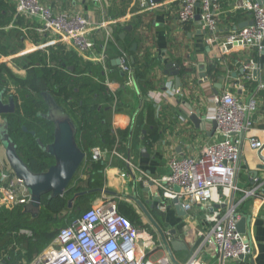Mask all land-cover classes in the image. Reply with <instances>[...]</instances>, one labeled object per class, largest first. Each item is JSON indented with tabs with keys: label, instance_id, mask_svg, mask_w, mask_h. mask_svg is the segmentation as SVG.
Here are the masks:
<instances>
[{
	"label": "crops",
	"instance_id": "obj_1",
	"mask_svg": "<svg viewBox=\"0 0 264 264\" xmlns=\"http://www.w3.org/2000/svg\"><path fill=\"white\" fill-rule=\"evenodd\" d=\"M6 1H9L10 6L16 5L15 1L4 0ZM219 1L222 13L219 22V42L208 45L207 35L202 31L201 18L187 25L178 23L179 6L167 0H157L161 4L160 7L145 12L139 10L137 0H40L44 6L53 8L57 13L77 12L92 26L102 25L100 29L91 32V38L95 42L96 53L106 55V63H97L90 54L83 55L72 50L65 42L58 41L60 38L56 36L40 34L36 22L16 16L15 13L10 23L1 30L7 33L11 31L20 33L19 49L16 51L17 48L13 47L10 48L13 52L1 55L0 65H6L16 77L25 78L26 71L16 64L18 59L30 57L32 53L44 54L48 51L46 55L48 63L51 50L62 49L84 64L100 66L105 76V85L109 93L115 97L107 109L110 111L108 121L115 131L132 129V134L124 142L123 152L117 150L118 145L109 149L104 148L107 146L99 147L104 152L103 160L107 162L104 172L105 189L95 188V191L100 193L91 207L100 204L104 198H113L118 204L122 202L131 206L141 221L149 225L156 239L162 241L142 204L170 239L173 238L171 231H175V238L184 247L172 249L174 259L178 263L187 262L197 251L199 233L212 225L215 215L233 209L238 221L241 217H247L250 221L247 223L245 235L251 240L253 247L251 257L244 261H229L222 259L218 253L203 251L199 256L200 261L204 264H264V202L252 198L245 199L243 193L239 191L226 194L218 191L212 201L213 207L206 208L205 205L194 203L186 216H180L173 204L166 211L159 209L158 205L161 204L157 198L159 191L150 181L167 176L168 161L172 154L179 157H197L204 151L207 143L217 139V131L213 126L216 96L229 90L245 101L256 92L260 84L264 83V53L240 43L231 45L226 42L230 32L251 23L252 16L235 7L237 0ZM253 1L264 6V0ZM21 20L23 23L19 24ZM129 26L132 29L126 30ZM133 31L138 42L134 43L137 44V51L131 55L121 42ZM109 48L113 51L111 54L108 53ZM123 51L129 55L131 74L120 68ZM137 53L141 67L139 71L144 72V79L137 78V70L132 68L137 59L132 62V58H135ZM215 61H219L221 68L219 78L208 71V66ZM169 64L176 68L180 67L178 74L180 87L176 85L177 76L171 74L172 72L168 73ZM249 64L256 67L248 70L246 66ZM48 66L50 67L49 63ZM68 69L73 71V67ZM181 69H184L183 74ZM18 71L19 75H16ZM203 73L206 74L207 81L202 76ZM220 77H223V80ZM218 83L222 87L218 89L219 94L215 95L214 88ZM11 90L13 92H7L5 100L14 93V89ZM97 99L98 96L95 95L94 103H97ZM256 99L258 107L253 116V127L240 139L241 161L237 183L242 189L251 188L255 177L264 183V168L259 169V166L264 167L261 161V157H264V147L257 151L250 145L251 138L264 143V89L257 93ZM146 101L153 104L156 114L152 117L146 112L142 128H139L137 116L146 111ZM118 102L121 110L117 111ZM191 115L199 117L201 121L199 128L192 122ZM3 118L0 116V122ZM1 147L5 152L0 140ZM115 152L129 159L138 169L130 167L124 159L115 155ZM2 157L6 159V155ZM4 172L8 174L9 179L13 178L10 166ZM83 176L87 182L89 176L84 171ZM102 193L104 195L100 197ZM105 194L108 197H105ZM23 233L31 235L29 231ZM166 255L169 256L166 249H158L152 254L151 260L156 261Z\"/></svg>",
	"mask_w": 264,
	"mask_h": 264
},
{
	"label": "built area",
	"instance_id": "obj_2",
	"mask_svg": "<svg viewBox=\"0 0 264 264\" xmlns=\"http://www.w3.org/2000/svg\"><path fill=\"white\" fill-rule=\"evenodd\" d=\"M177 4V21L187 25L201 18L202 31L207 35L208 45L219 42V22L221 6L219 0H167ZM16 16L25 17L38 24L37 31L42 35L56 36L72 50L80 54H90L97 63L105 64L104 53L95 51L91 32L102 25L92 26L80 13H57L44 6L40 0H15ZM141 12L160 7L157 0H137ZM237 9L252 16V24L232 30L226 38L231 45L242 44L258 51L264 50V6L253 0H237ZM129 55L123 51L120 68L131 74ZM256 65L249 64L252 70ZM180 69V67H177ZM250 79V76L248 77ZM264 89L260 84L253 95L245 101L229 90L215 97L214 119L217 122V139L207 143L197 157H179L172 154L168 161L169 173L162 179H151L159 191L158 205L166 211L173 200L178 199L188 213L194 203L212 206L215 193L242 192L245 199L252 198L264 202V183L253 179V186L242 189L237 183L241 161V137L253 127V116L257 111V93ZM179 93V91H176ZM254 150H261L264 143L251 138ZM104 152L99 147L92 150V159H103ZM130 167L138 169L119 153ZM7 158L0 155V205L12 208L25 206L30 202V194L23 182L13 176L8 178L4 171L9 167ZM143 174H145L142 171ZM238 216L233 209L215 215L212 225L199 233L198 249L185 263H175L170 256L151 260L158 249H165L164 243L147 227L137 226L119 213L118 202L104 198L100 204L84 212L70 225L61 229L53 243L42 253L26 264H204L200 261L201 252L218 253L224 260L244 261L252 255L251 240L237 230ZM167 235V233H166ZM169 238V235H167Z\"/></svg>",
	"mask_w": 264,
	"mask_h": 264
},
{
	"label": "trees",
	"instance_id": "obj_3",
	"mask_svg": "<svg viewBox=\"0 0 264 264\" xmlns=\"http://www.w3.org/2000/svg\"><path fill=\"white\" fill-rule=\"evenodd\" d=\"M15 13L16 5L10 6L9 1L0 0V56L13 52L11 51L13 47L17 48L16 51L19 49L20 33L16 31L7 33L1 30L10 23ZM22 23L21 20L19 24ZM12 42L14 43L12 44ZM136 42H138L137 36L133 31L121 43L132 55L131 48ZM112 52L109 48L108 53ZM138 56L137 53L134 58H137L136 64H133L132 68L137 70V78L144 79V72L139 71L141 67ZM50 60L53 61L54 68L48 66L47 56L42 52H38L32 57L18 59L16 64L26 71L25 78L16 77L6 65H0V91L11 92L13 88V96L17 105L16 112L5 115L4 118L9 121L10 135L18 145V153L21 158L34 172L46 171L53 165V161L44 154L38 144L36 145L37 142L35 143L34 136L29 130L38 131V136L44 143L53 139V129L46 120L36 123V119L43 112L42 109L45 106L41 95L43 92H49L78 127L77 142L81 150L86 153L87 157L83 168L89 178L87 182L84 181L82 186L73 187L70 191L69 187L64 196L52 200H49L48 195L44 196L41 214L37 218H32L29 214L24 213L22 205L9 209L0 208V264L29 263L36 255L42 253L59 233L52 225L55 226L57 216L67 209V198L82 191L101 188L104 184L107 162L103 159L94 161L92 149L104 146L109 149V147L118 145L117 150L123 152V144L132 134V129L115 131L108 121L110 111L107 109L112 105L115 97L109 93L105 85V76L100 66L84 64L72 54L63 52L62 49H52ZM36 62L39 65H36ZM69 67H73V71H70ZM220 69L219 61L212 62L208 66L209 74L216 77H218ZM183 71L184 69H181V74ZM95 95L98 96L97 103H94ZM146 104V111H142L137 116L139 128H142L146 112L150 116L156 114L153 104L150 102ZM116 108L117 111L121 110L119 102ZM153 123L157 125L155 121ZM23 126L29 129L28 132L24 130ZM99 193L93 191L79 195L75 199L77 212L83 211L90 202L99 196ZM118 210L135 225L150 228L148 224L141 221L131 206L119 202ZM154 212L158 213L156 210ZM23 231H29L31 235L28 236Z\"/></svg>",
	"mask_w": 264,
	"mask_h": 264
},
{
	"label": "water",
	"instance_id": "obj_4",
	"mask_svg": "<svg viewBox=\"0 0 264 264\" xmlns=\"http://www.w3.org/2000/svg\"><path fill=\"white\" fill-rule=\"evenodd\" d=\"M197 19L200 20V17H197ZM249 24H252V22ZM249 24L247 23L243 27H246ZM131 29V26L126 28V30ZM136 51L137 44H134L132 52ZM262 52L264 53V50ZM132 62H134V57L132 58ZM117 63L119 64V61H117ZM167 69L168 73L172 72L171 74L177 76L176 85L177 87H180L181 81L178 77L180 69L176 68L173 64H169ZM256 73L257 72H255V74ZM202 76L206 81L208 80L206 79L207 76L205 73H203ZM220 79L223 80V77H220ZM262 85H264V83H262ZM221 87L222 85L220 83L215 86V95L219 94L218 89H221ZM7 94V90L0 91L1 117L15 112V98L13 95H9L8 99L5 100V96ZM41 96L45 102V105L47 106V112L44 114V119L52 123L54 126V139L51 144L45 145L41 139H37V143L42 151L46 155L53 157L55 160V163L46 171L40 173L34 172L28 166V164L19 155L18 145L10 135V125L8 119L3 118V121L0 122V140L5 149V155L10 165L12 174L23 182L30 194V202L24 206V213L29 214L32 218H37L40 216L42 209V198L44 196L48 195L49 200H52L65 195L71 183L82 168L87 157L86 153H84L78 145V127L71 116L49 92H43ZM191 120L198 128L200 127L201 121L197 115H191ZM213 126L214 129H217L218 125L216 121L213 122ZM24 130L28 132L26 128H24ZM31 133L32 135L36 134L35 132ZM261 161L264 164V157H261ZM263 168V166H259V169ZM255 174H257V172ZM96 190L104 191L101 189ZM93 191H95V189L87 192ZM82 194H85V192L77 193L68 203V206L71 207L73 200ZM141 206L143 207L148 219L161 235L164 247L168 251L170 258L175 263H178L174 259L172 249L177 250L184 247L182 243L175 238V231H171L170 234L173 235V238L169 240L167 238L166 232L163 231V229L151 217L142 204ZM173 206L180 216L187 215V212L184 210L178 199L173 200ZM248 222L250 221L247 217H241L237 223V230L242 234H246Z\"/></svg>",
	"mask_w": 264,
	"mask_h": 264
},
{
	"label": "rangeland",
	"instance_id": "obj_5",
	"mask_svg": "<svg viewBox=\"0 0 264 264\" xmlns=\"http://www.w3.org/2000/svg\"><path fill=\"white\" fill-rule=\"evenodd\" d=\"M44 54H45V55H48V51H45ZM32 55H34V53L30 54L29 56L32 57ZM48 63H49V65H50L51 68H54V67H55V65L53 64V61L51 62L50 59H48ZM35 64H36V65H39L37 62H36ZM15 74H16V75H19V71H18V73H15ZM1 118H3V117H1ZM0 155H1V156H4V155H5V152H4V150H3L2 147L0 148ZM83 166H84V164H83ZM83 166H82V168L80 169V171H79V173H78V176L73 180V182H72V184H71V186H70L69 191H70L73 187H77V186L79 187V186L84 185V179H85V177L83 176V171H84ZM81 177H82V178H81ZM78 182H79V183H78ZM101 189H105L104 184H103V186L101 187ZM102 195H104V194H103V193L100 194V197H101ZM73 197H74V196H72V197L69 196V197L67 198L68 202H70L71 199H72ZM105 197H108V196L105 194ZM94 201H95V199H94L92 202L94 203ZM92 202H90V204H89L87 207H85V208L83 209V211H81V212L79 213V212H77V208H76V207H77V203H76L75 200H73V202H72V206H71V207L67 206V209H66L64 212H62L61 215L57 216V220L55 221V226L52 225V227L55 228V230L60 231L61 229H63L64 227H66L70 222H72V221L78 219V217H80L79 215H81L82 213H84V212H86L88 209H90V208H91V205L93 204ZM23 207H24V206H23ZM0 208L9 209V207H5V206H3V205H0ZM80 208H81V207H80Z\"/></svg>",
	"mask_w": 264,
	"mask_h": 264
},
{
	"label": "flooded vegetation",
	"instance_id": "obj_6",
	"mask_svg": "<svg viewBox=\"0 0 264 264\" xmlns=\"http://www.w3.org/2000/svg\"><path fill=\"white\" fill-rule=\"evenodd\" d=\"M13 95V94H12ZM16 110H17V105H16V107H15V112H16ZM42 111L43 112H41L40 113V115L38 116V118L36 119V123H40L42 120H45L44 119V114L47 112V106L45 105L44 107H43V109H42ZM14 112V113H15ZM14 113H10L9 115H11V114H14ZM46 122L47 123H49L50 125H51V128L53 129V139H54V126H53V124L52 123H50V122H48L47 120H46ZM24 127V126H23ZM23 127H22V130H23ZM28 129V128H27ZM29 130V129H28ZM29 132H35L36 134L35 135H33L34 137V140H35V143L37 142V139H40L39 138V136H38V131L36 132V131H33V130H29ZM53 139L52 140H50V141H47V142H43L45 145H49V144H51L52 142H53ZM38 143H36V145H37ZM45 154V153H44ZM49 159H51L52 161H53V164L55 163V160H54V158L53 157H50V156H48V155H46ZM88 191V190H87ZM87 191H82V192H85V193H87ZM81 193V192H80ZM76 199V198H75ZM74 199V200H75ZM69 203V202H68Z\"/></svg>",
	"mask_w": 264,
	"mask_h": 264
}]
</instances>
